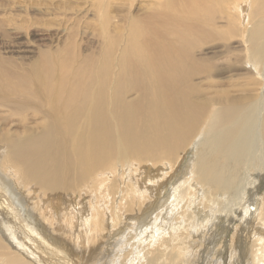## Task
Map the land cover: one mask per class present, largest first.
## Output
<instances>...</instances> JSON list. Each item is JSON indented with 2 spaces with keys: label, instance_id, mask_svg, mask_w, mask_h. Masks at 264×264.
<instances>
[{
  "label": "bare ground",
  "instance_id": "6f19581e",
  "mask_svg": "<svg viewBox=\"0 0 264 264\" xmlns=\"http://www.w3.org/2000/svg\"><path fill=\"white\" fill-rule=\"evenodd\" d=\"M157 1L154 6L159 8L155 9L158 13L148 16L145 25L139 22L144 26L128 27L131 31L127 44L115 59V66L103 55L99 66L86 58L77 64L49 61L40 65L36 61L24 73L15 75L0 69V81H5L0 82L1 101L9 102L8 96H13L12 109L16 114L28 111L45 121L25 131L5 130L0 138V264H74L68 239L81 243L123 235L126 226L116 229L108 221L100 225L97 215H89L90 208L95 214L106 210L107 202L101 206L104 196L108 197L103 188L113 194L120 188L118 199L122 201V193L127 199L133 196L138 202L136 207L146 201L143 206L147 215L164 200L153 201L155 193L164 192L165 198L170 192L173 195L170 204L160 208L163 213L154 224L146 221L148 218L136 219L138 226L146 228L134 225L129 234L134 237V255L139 254L133 257L136 264L139 257H143L141 264H166L169 257V264H196L191 256L199 251L181 242L189 237V230L200 215L204 226L216 225L212 221L213 204L225 214L233 210L232 206H238L237 219L233 218L232 224L238 223L234 231L237 233L240 228V232L222 243L223 250L235 254L234 264H250L251 259L253 264H264V72L256 73L253 65L254 55L264 54V0H257V14L261 17L246 30L243 41L244 50L251 54L249 72H255L258 78L246 80L247 70L239 66L246 72L241 75L239 67L232 65L221 71L236 79L235 85L227 87L211 81L219 71L208 61L197 62L194 54L199 52L201 41L210 37L205 31L213 17L211 4L227 3L232 12L238 3V13L239 5L247 2L253 11L256 0ZM237 16L240 23L243 18ZM253 86L256 89L252 90ZM194 151L193 159L186 164L188 155L183 156ZM178 154V167L166 181L146 187L149 173L159 175L170 162H176ZM108 173L120 179V185L112 181L107 188L101 176L106 175L107 179ZM11 177L17 180L16 185ZM34 188L46 201L56 203L48 206L50 218L45 216V204L33 205L34 211L42 214V222L34 212L29 213V205L22 198L24 189L33 198ZM77 189L92 196L88 194L89 198H84L88 202L81 205L86 211L77 210L78 214L72 217L74 226L63 215L64 210H55L57 204L67 209L64 202ZM195 204L204 206L203 213L192 214ZM173 207L184 209L187 214L182 211L175 215L183 227L171 233L163 219ZM126 211L134 214L138 208L129 207ZM47 222L51 227L55 225L56 235L48 233L44 225ZM214 227L218 229L217 225ZM224 227L228 233L229 228ZM207 228H201L199 234H206L210 229ZM177 230L185 234L176 236ZM167 231L172 241L164 236ZM61 235H66L67 240ZM198 236L196 244L201 248L209 239ZM119 241L120 237L114 240L115 247ZM125 241L126 236L120 243ZM138 243L149 245L143 255L135 251Z\"/></svg>",
  "mask_w": 264,
  "mask_h": 264
},
{
  "label": "rangeland",
  "instance_id": "374dc122",
  "mask_svg": "<svg viewBox=\"0 0 264 264\" xmlns=\"http://www.w3.org/2000/svg\"><path fill=\"white\" fill-rule=\"evenodd\" d=\"M154 2H158V1L157 0H0V69L4 71H8L9 73L15 75L17 73H24L28 68H31L32 64L36 61L40 65L45 64L46 62L49 61H54L62 64L63 63L77 64L79 62H82L90 58L93 60V64H95V66H99L101 57L103 55L106 56L107 62L109 61L110 65L115 66L116 64L115 59L117 58L119 52L127 44V40H128L127 36H129V33L131 31V29L128 27L144 26L147 17L152 15L155 9L159 11V8L154 6ZM218 3H222V2H218ZM226 5L217 6L211 4L213 17L209 18L208 20L209 26H207L206 28L207 31H205V34L210 35V37H205V40L201 41L202 44L198 46L199 52H195L194 54V59L197 62L208 61V64L209 63L214 64V69H217L219 73L216 74L215 72L214 73L215 75L212 76L211 81L215 80L217 85L221 83L222 84L221 86L223 87H227L229 86V84L235 85L233 81L236 79H233L230 76L231 73H227L226 71L221 72L222 70L229 69L232 65L234 67L242 66V68L247 70L249 74L245 75L246 72L244 70H241V68L239 67V70L241 71L240 74L245 75L247 78L246 80L254 79L256 81V79L258 78V76H255V72L252 73L249 72L250 70L248 69L249 68L248 60L251 54L249 53V50H244L245 46L243 45V41L246 40V30L249 27L251 28L252 26H254L258 22V19L261 17L260 14H257L258 13L257 0H256V5L253 8V11L250 2H247V5L244 3L239 5L238 13L236 12V7L238 3L232 12L228 9L229 7L227 3ZM157 13L155 11V14ZM229 13H231L232 17L229 16ZM248 13H250L249 18H247ZM237 14L243 18V20L240 21V23L238 19L239 16H237ZM230 18H234L237 21L231 22L230 20H228ZM139 22L144 23V25L143 24L141 25V23ZM233 28H236V32L234 33L232 32ZM137 29L142 30L141 28H137ZM112 45H115L113 49L111 47ZM235 57H240L241 59ZM254 57L256 59V62L253 65L256 70V73L259 72L263 73L264 54L254 55ZM235 59L237 60V63ZM251 81L252 80H250L249 83ZM0 82L2 83L5 81L2 80ZM254 89H256L255 86L252 87V90ZM8 100L9 102L1 101L0 99V138L5 130L10 131L9 129H11L13 131L17 130V132H20V130L25 131L28 128L31 129L33 126L37 127L45 122L44 119L41 118V116L39 115L33 116L28 111L24 113L16 114L12 109V103L15 101L14 97L8 96ZM3 104L6 105L4 106ZM11 112L12 114H10ZM192 146L193 145L190 144V147ZM192 153L189 155L188 152L183 156L184 158L186 155H188V158L185 161L187 162L186 164H188L189 161L193 159L195 155L194 154L195 151ZM179 156L180 154L176 156L175 163L172 161L170 162V166L167 169L161 172L159 171V175H152L153 172L149 173L148 180H146V187L149 186L150 184L156 185L166 181L169 175L178 167V165L176 166V164L179 159ZM183 158L179 160V163L182 162ZM193 162L195 163V159L192 161V163ZM126 170L127 168L125 169V171ZM131 173L133 172L131 171ZM108 174L110 177L107 179L105 178L106 175L101 176L103 177L102 178L103 182H106L105 186L110 184L112 181H114L117 185L118 184L120 185L119 182L120 179L116 178V176L113 173H108ZM124 176H125V172L123 174V177ZM11 179L16 185L17 180L13 179L12 177ZM157 181L160 182L157 183ZM107 188H109V185ZM88 189H91V187ZM24 190L25 191L23 192L22 198L24 199V201H26L25 202L26 205H29L26 206L28 208L29 213L30 214L35 213L38 221L41 222L44 221L40 211H38L37 214L35 212L36 207L33 208V205L45 204L47 207V212L49 213V214L45 213V216L48 215V218H50L51 212H49L50 207L48 206H54L56 205V203L53 202V200L51 202L46 201L45 197L41 195L39 191H37L38 189L35 188L33 189L34 190L33 198L32 195L31 197H29L26 194V189ZM119 190L121 189L120 188L117 189L116 193L113 194L112 192L109 191L105 192L103 188L104 194L108 193V197L106 198V196H104V199L101 202V206L104 205L103 202H107L106 210H104L105 208L100 209V211L96 212L95 214V210L90 208L89 215L90 216L97 215L96 216L98 217L97 220L98 221L100 220L101 223L100 225H102V223L104 224V221H108V222H112L116 226V229L126 226L124 230V234L119 236H110L109 240L105 238L107 236H104L103 238L101 237V239L99 237L97 241L96 240L90 242L81 241V243H77V239L75 240L72 239L74 243L73 242L71 243L72 241L71 239L67 240L66 235L64 236L61 235L62 236L61 238H63V240L65 239L64 241L67 240L66 243L68 244L69 247H71V251L74 256L72 257L74 264H84V263L85 264H126V263L136 264V260L135 258H133L135 257L136 254L134 255V249H132L135 246L134 237H131L133 235H129V234L131 231H134V227H133L134 225H136L137 228L141 227V229H146L144 225L138 226L136 219H138V216H140V218L143 217L145 219L148 218V220L146 221L151 220L150 224H154L155 220L158 218V215L163 213V210H160V208L164 206L163 204L169 205L173 197L171 192L170 194L168 193L169 196L166 198L164 196V192H159V194L155 193L153 201H157V199L159 198L164 200L163 202L159 201L160 203L158 202L157 204L158 209L157 210L152 209L150 214H148L150 216H148L146 212L147 210L144 212L145 206H143L145 205L144 203H146V201H144L142 206L140 205L136 207V204L138 202H135L133 196L127 199L124 193H122L121 196L122 201H120V199H118ZM88 194L92 196L86 190H81V189H77L76 191L71 192L69 194L70 196H67V201L64 202V204L67 205V209H61L60 207H58L57 204L56 207L58 209H56L55 211L59 209L64 210L63 215L65 217L67 215L69 221H71L69 223L74 222V226H75L76 221H74L75 219H73L72 217L78 214L77 210L86 211L83 208H81V205L83 202L84 203L88 202L87 199L84 200V198L87 197L89 198ZM202 201L204 202V200ZM127 202H129L130 204L127 207L122 208V205H125V203ZM96 203L99 202L97 201ZM129 207L135 209L138 208V211L134 214H130L126 211V209H128ZM237 207H238L237 205L232 206L233 210H231V212L227 211L228 213L225 214L218 211L220 206L218 205L216 206V204L212 205V208L216 215V216L213 215L212 221H214L213 224H216L218 229L214 227L216 225H211L210 227V224H207V226H204L201 222L203 216L200 215L199 217H197L198 218L197 224L194 225V228H190L188 233L189 237L184 238L183 241L181 242V244L186 243V245H190L193 251H199L198 254L191 256L192 260L196 264H227V263L229 264V262L231 264H234L235 254L233 252L229 253L230 251L227 249L223 250L224 246L222 247V243L223 241L225 242V239L227 240L229 236L236 237V235H238L237 233L240 232L239 231L240 228L238 229L237 233L234 231L238 223L235 222L234 224H232L234 222L233 218L237 219V209H238ZM86 208H89V206H86ZM180 210L181 209L178 207L175 208L173 207V210L168 211L166 218L163 219V222L165 221L166 223L167 221L166 224L169 226V230L171 231V233L172 230H176L177 227L179 226L183 227V224H181V222L178 220V217L176 216L181 215L182 211L185 214L187 213L185 212L184 209L181 211ZM204 210H205L204 206H197V204H195V213L192 212V214L195 216L197 214L196 212L200 211L201 213H203ZM145 213L147 216L146 215L144 216ZM68 214L71 216V219L69 218ZM134 216H136V218L132 219L131 217ZM119 218H121V222H119ZM167 218L169 221L166 220ZM227 223H229V226ZM44 225L50 235L57 234V232H55V225L51 227L49 222H47V224ZM224 226H227L229 228L228 233L226 230H224L225 228ZM203 227L205 228L208 227L210 229L206 234L204 233L199 234L200 229ZM138 230L139 229H137L136 232H139ZM180 232L181 230H177L176 232H174V234L176 236L182 233L185 234L184 231L181 233ZM198 235H201L202 240L209 239V241H207V244H205L201 248L196 244L199 237ZM125 236H126L125 243L124 244L120 243L121 241L125 240ZM164 236L169 237L168 231ZM119 237L121 241L116 242L117 244L115 247V244L113 242L114 240L119 239ZM169 239L171 241L173 240L170 237ZM68 242L70 243V245ZM101 242H104L105 244ZM71 244L74 246L72 247ZM77 246H79V248ZM136 246H137V250L135 248L136 253L140 251L139 253L142 254L143 252L144 254L145 253L144 250H147L146 246L148 247L149 245L147 244L146 246L139 245L138 243V245ZM139 246L141 247L139 248ZM149 248L151 249L152 247ZM181 248L182 246L179 247V249ZM126 256H128L127 259L125 258ZM138 256L139 254L136 255V257ZM140 258L141 257H139V264L143 263L142 262L143 257L141 258V261ZM189 258L190 257H184L183 259L186 260ZM169 260L170 257L166 261V264H169ZM252 261L253 260L251 259L250 264H253Z\"/></svg>",
  "mask_w": 264,
  "mask_h": 264
}]
</instances>
